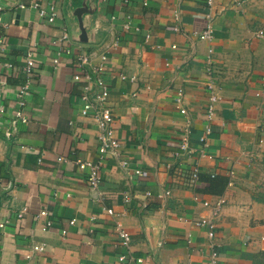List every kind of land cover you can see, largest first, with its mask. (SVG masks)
Masks as SVG:
<instances>
[{
  "label": "crops",
  "instance_id": "obj_1",
  "mask_svg": "<svg viewBox=\"0 0 264 264\" xmlns=\"http://www.w3.org/2000/svg\"><path fill=\"white\" fill-rule=\"evenodd\" d=\"M33 3L47 13L52 6L53 21ZM0 6L7 23L0 24V264H261L263 0H0ZM208 24L210 37L202 39ZM76 48L107 56L105 104L121 142L118 155L106 157L97 190L76 164L95 160L99 145L93 110L80 113ZM27 50L35 62L28 119L21 122L15 91ZM209 84L221 100L207 118ZM178 89L185 114L175 101ZM210 176L228 179L223 192L208 190ZM199 218L213 222L211 238ZM117 224L129 232L128 247ZM36 243L44 251H32Z\"/></svg>",
  "mask_w": 264,
  "mask_h": 264
},
{
  "label": "built area",
  "instance_id": "obj_2",
  "mask_svg": "<svg viewBox=\"0 0 264 264\" xmlns=\"http://www.w3.org/2000/svg\"><path fill=\"white\" fill-rule=\"evenodd\" d=\"M127 1V0H122ZM212 0H207V4L211 5ZM23 6V5H20ZM33 7L37 8L38 13L42 16H45L47 21L52 22L56 12L54 8L50 7V12L47 13L43 8H40L37 3H33ZM1 11V6H0ZM173 18L176 21H179V13L175 9L173 11ZM0 24L2 27L6 28L7 23L2 22L0 16ZM174 30H179V26H174ZM211 28L208 24V27L203 30L201 38L207 39L210 37ZM68 38V34L63 32L60 40H65ZM174 47V46H173ZM5 49L3 39L0 37V53L3 52ZM66 52H73V48H63ZM76 63H77V73L73 75V79L81 83V99L83 101V106L81 108V115H88L90 109L93 110L91 117L93 118L97 130H98V139L99 145L97 147V157L95 160H76L77 167L80 170H85L87 174V182L90 186L91 190H97L98 185L101 181V173L100 170L106 160L108 155H118V150L121 147L120 140L114 135V128L112 126L113 114L111 109L107 107L105 104L107 95L109 90L107 86L104 84L102 79V72L105 68V61L107 56L103 53L96 55L95 53H89L84 50H80V48H76ZM56 60H54L55 62ZM34 57L31 50H27L24 57H23V65H22V73H23V82L16 88L15 95L17 98L18 107L14 113L15 119L21 122H27L28 117L24 112L25 107V97L29 94L30 86L32 83V76H33V68H34ZM209 89V112L207 114V118H210L212 115V104L218 100H221L220 96H218L214 91L211 84L207 86ZM262 88L264 91V76L262 77ZM182 90L178 89L175 96V101L179 111L182 114L186 113L184 107H181V99H182ZM3 112V108H0V114ZM264 125V122H263ZM210 128L209 126L205 127L204 134L201 136V141H205L206 135L209 134ZM187 143L183 140L181 144V148L185 150L187 148ZM58 161H66L64 157H58ZM120 166L122 168L126 167V161L124 159L120 160ZM136 173H140V170H135ZM197 180V170L194 169L190 176L189 181L191 183H195ZM1 184V180H0ZM168 193V192H166ZM195 200H198V197L194 196ZM125 200H128V196H124ZM224 202L223 199H220L217 203L212 206V213L216 214L218 209ZM203 205L209 206L208 201H203ZM106 212L109 214L113 213V210L110 208L106 209ZM46 214L45 210L40 212V215ZM50 223L47 222V225ZM196 224L200 226H206L207 228V236L210 238L213 236L214 233V224L211 220L207 218H199L196 220ZM117 234L120 238L121 244L125 247L129 246L130 242V235L129 232L126 231L121 227L120 224L116 226ZM32 251L34 252H42L44 251V247L39 244L32 245ZM216 253L212 252L211 257L212 259L215 258ZM28 260L31 259V254L28 253L25 256ZM119 260H123L124 256L120 255ZM36 264V263H30Z\"/></svg>",
  "mask_w": 264,
  "mask_h": 264
},
{
  "label": "trees",
  "instance_id": "obj_3",
  "mask_svg": "<svg viewBox=\"0 0 264 264\" xmlns=\"http://www.w3.org/2000/svg\"><path fill=\"white\" fill-rule=\"evenodd\" d=\"M227 180L225 177H220V176L208 177V180H207L209 183L208 190L210 189L212 191V193H214V194H219V193L223 192L224 187L227 183ZM259 255L261 258V264H264V251L260 252Z\"/></svg>",
  "mask_w": 264,
  "mask_h": 264
},
{
  "label": "water",
  "instance_id": "obj_4",
  "mask_svg": "<svg viewBox=\"0 0 264 264\" xmlns=\"http://www.w3.org/2000/svg\"><path fill=\"white\" fill-rule=\"evenodd\" d=\"M79 22H80V30H81V36H80V39L82 40V41H85L86 40V38H85V30L83 29V27H81V20L79 19Z\"/></svg>",
  "mask_w": 264,
  "mask_h": 264
},
{
  "label": "rangeland",
  "instance_id": "obj_5",
  "mask_svg": "<svg viewBox=\"0 0 264 264\" xmlns=\"http://www.w3.org/2000/svg\"><path fill=\"white\" fill-rule=\"evenodd\" d=\"M264 1V0H263Z\"/></svg>",
  "mask_w": 264,
  "mask_h": 264
}]
</instances>
